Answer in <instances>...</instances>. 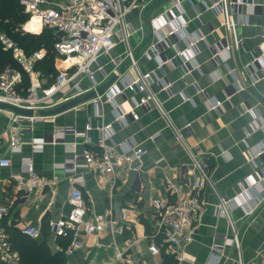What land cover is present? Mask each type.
Masks as SVG:
<instances>
[{"label":"crops","instance_id":"0c3cea01","mask_svg":"<svg viewBox=\"0 0 264 264\" xmlns=\"http://www.w3.org/2000/svg\"><path fill=\"white\" fill-rule=\"evenodd\" d=\"M59 1L66 0L47 3L53 6ZM216 1L220 2L214 6ZM232 1L180 0L174 5L173 0H138L125 17L132 29L128 44L133 60L141 72L152 71L151 90L185 145L207 167L216 193L226 201L228 216L218 213V198L205 185L206 201L201 204L193 239L175 253L165 247L158 254L147 250L158 229L152 199L177 201L197 177V170L151 101L134 108L137 118L126 115L122 122L115 120L133 106L134 98L143 95L123 89L99 106L88 99L43 121L23 124L21 150L16 152L8 149L9 131L15 124L0 110V157L10 160L8 166L0 165V206L6 209L0 216V238L10 251L16 253L7 241L9 227L26 234L23 228L32 225L39 231L32 238L44 239L50 255L62 253L59 264H248L264 257V60L258 57L264 49V0ZM172 24L182 25L185 38L178 31L167 34ZM190 40L195 42L189 45ZM124 51L125 45L116 38L114 48L97 58L102 70L95 73L98 83L115 73L113 58L124 56ZM176 51L182 52L179 58ZM163 59L169 61L159 66ZM117 70L132 75L127 57ZM115 83L119 85L118 80ZM80 84L88 87L87 79ZM69 93L75 94L74 86L55 98ZM216 101L219 104L213 106ZM88 123L87 141L65 133L63 142H48L54 130H82ZM107 123L112 126L107 144L113 141L120 151L135 146L143 150L141 183L135 182V173L126 164L117 168L114 183L95 172H84L81 190L87 215L105 214L113 220L112 229L84 234V247L66 256L62 240L49 226V221L69 209L71 175L58 164L73 142L76 151L82 147L100 150L98 138ZM40 137L47 143L35 151L31 141ZM23 158L32 161L38 175L55 179L54 189L49 185L38 191L17 190L13 176L20 173ZM233 231L238 245L231 240ZM5 263L0 248V264Z\"/></svg>","mask_w":264,"mask_h":264},{"label":"built area","instance_id":"2783aa9c","mask_svg":"<svg viewBox=\"0 0 264 264\" xmlns=\"http://www.w3.org/2000/svg\"><path fill=\"white\" fill-rule=\"evenodd\" d=\"M17 1L22 5L23 11L28 14L26 22L35 18L39 22V30L46 27L57 33V40L54 43V50L57 53L54 65L57 72L50 83H46L44 77H40L38 74L34 75L35 63L42 57L44 50L41 49L28 55L15 41L0 31L2 48L9 51L18 64V68L4 67L0 69V102L31 109H47L77 94L94 89L100 84L95 73L102 71L97 63V58L100 55L108 54L114 48L115 39L117 38L125 45L124 56L130 61L132 75L129 71L118 74L117 66L124 56L114 57L113 71L118 75L116 80H118L120 86H117L114 82L106 91L97 92L90 100L94 105L99 106L104 101H110L114 92L123 91V89L129 92H142L141 97L133 99V106L128 110H124L115 120L122 122L126 115L137 118L134 108L145 106L148 101H151L160 110L166 125L174 130L176 139L186 148L192 165L197 170V177L177 201L170 202L162 197L152 199V207L158 215V229L155 237L153 236V239L149 241L147 250L151 254H158L160 248L165 247L167 250L174 252L178 247L186 245L193 239L201 204L206 201L203 191L205 185L209 186L218 198L216 203L218 213L228 216L226 201L216 193L209 179L207 167L201 164L185 145L182 134L173 127L168 114L162 109L151 90L152 71L141 72L132 58V51L128 44L132 29L126 22L125 17L131 9L138 5V0H66L59 1L53 6H50L47 0ZM179 1L173 0L174 5H179ZM219 2H214V6H217ZM232 2L233 4H249L254 1L240 2L233 0ZM219 10L224 14V9L219 8ZM25 23L22 29L29 31L25 28ZM167 30L168 35L177 34L178 31L181 37L185 38L182 25L177 27L172 24L171 28L167 27ZM262 37L264 38V32ZM194 42L195 40H190L189 45ZM171 45L175 47L174 43ZM229 47V45H226V49H229ZM181 53V51H176L175 58H179ZM258 57L264 60V49ZM168 61L169 59H163L159 66ZM23 72L29 76L30 80L29 85L24 90L20 87ZM105 76H108V74H104ZM82 78L87 79L88 87H81L80 80ZM69 85L74 86L75 94L69 93L58 99L55 98V95L62 92ZM240 85L242 87V84ZM218 104L219 102L216 101L213 106ZM3 111L8 113L10 122L15 124L9 131L8 149L12 152L20 151V136L24 130L22 125H31L43 121L45 116H29L16 114L9 110ZM111 127V124L107 123L105 125L106 131L98 138V143L101 146L100 150L92 151L87 147H82L79 151H76V143L73 142L66 149L69 154H67L65 160L58 164L71 175L72 185L67 195L69 209L60 213L56 220L49 221V226L52 227L57 236L69 234V243L63 249L66 256L84 247V234L112 229L113 220L107 218L105 214H94L90 218L87 215V206L81 190L83 184L82 174L84 172H95L114 183L117 168L126 164L127 168L135 173V182L140 186L143 150L135 146L126 151H120L113 141L107 144L105 140L111 139L108 132ZM26 128L30 129L31 127L27 126ZM90 128L91 125L88 123L85 124L82 130L73 128L57 129L50 134L48 142H63L65 133H72L87 141V131ZM44 143H47V141L40 137L31 141V147L35 151L42 150ZM9 164L10 160L7 157H0L1 166H8ZM13 178L14 187L19 191H38L49 185H52V189H54L55 179L49 180L35 173L32 161L29 158L21 159L20 173L15 174ZM5 212V207L0 206V216L4 215ZM23 232L31 237H37L39 234L37 227L32 225L25 226ZM231 240L238 245L235 231H233ZM0 248L4 259L8 263L16 264L18 259L16 253L7 248L6 242L2 238H0ZM176 257L177 259L182 258L179 252L176 253ZM216 259L217 257L213 259L212 263H215ZM248 264H264V257L260 260H253Z\"/></svg>","mask_w":264,"mask_h":264},{"label":"trees","instance_id":"16d2710c","mask_svg":"<svg viewBox=\"0 0 264 264\" xmlns=\"http://www.w3.org/2000/svg\"><path fill=\"white\" fill-rule=\"evenodd\" d=\"M27 20L28 14L23 11L22 5L17 0H0V31L15 41L28 55L41 49L44 50L42 57L36 61L34 69L40 65L38 76L44 77L46 83H50L57 72L54 65L57 57L54 50L57 33L46 27L39 30V25L36 24L38 22H32L35 25L29 26V31H25L22 26ZM4 67L18 68V64L0 43V69ZM29 83V76L23 72L20 87L24 90ZM7 235L10 249L18 255L16 264H59L63 258L60 252L50 255L44 239L32 238L13 227H9ZM59 237L62 240V246L65 247L70 240L69 234Z\"/></svg>","mask_w":264,"mask_h":264},{"label":"water","instance_id":"95a60500","mask_svg":"<svg viewBox=\"0 0 264 264\" xmlns=\"http://www.w3.org/2000/svg\"><path fill=\"white\" fill-rule=\"evenodd\" d=\"M117 77H118V75L116 73H114L107 79V81L97 85L94 89H89L83 93L77 94L76 96H74V97H72L66 101H63V102H61V103H59V104H57L51 108L31 109V108L16 106V105H13L10 103L0 102V110H9L10 112H13L16 114L29 115V116H33V115H43V116L56 115V114L65 112L69 109H72V108L84 103L85 101L90 99L93 95H95L97 92H103L104 90H106L109 86H111L115 82Z\"/></svg>","mask_w":264,"mask_h":264},{"label":"rangeland","instance_id":"374dc122","mask_svg":"<svg viewBox=\"0 0 264 264\" xmlns=\"http://www.w3.org/2000/svg\"><path fill=\"white\" fill-rule=\"evenodd\" d=\"M33 24H34V23L30 22V25H29V24L26 22V23H25V26L29 28V26H33ZM36 24L39 25V23H36ZM28 25H29V26H28ZM34 25H35V24H34ZM39 27H40V25H39ZM33 32H35V31H33ZM36 32H37V31H36ZM39 68H40V65H37L36 68L34 69V75H37V74L39 73V71H40Z\"/></svg>","mask_w":264,"mask_h":264},{"label":"bare ground","instance_id":"6f19581e","mask_svg":"<svg viewBox=\"0 0 264 264\" xmlns=\"http://www.w3.org/2000/svg\"><path fill=\"white\" fill-rule=\"evenodd\" d=\"M29 22H38L35 18H33L32 20H30V21H28V23ZM39 23V22H38ZM25 28H26V26H25ZM27 29V28H26Z\"/></svg>","mask_w":264,"mask_h":264}]
</instances>
